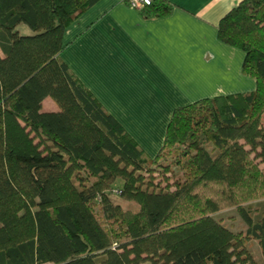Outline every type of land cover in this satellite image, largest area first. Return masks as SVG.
<instances>
[{"label": "trees", "instance_id": "obj_1", "mask_svg": "<svg viewBox=\"0 0 264 264\" xmlns=\"http://www.w3.org/2000/svg\"><path fill=\"white\" fill-rule=\"evenodd\" d=\"M98 1L0 0V264H259L248 242L264 256V0L217 24L256 88L176 106L155 155L61 56L66 28ZM48 95L58 110L43 109ZM229 207L246 227L215 216Z\"/></svg>", "mask_w": 264, "mask_h": 264}, {"label": "crops", "instance_id": "obj_2", "mask_svg": "<svg viewBox=\"0 0 264 264\" xmlns=\"http://www.w3.org/2000/svg\"><path fill=\"white\" fill-rule=\"evenodd\" d=\"M164 1L172 9L152 15L123 0H100L66 28L61 51L151 155L176 106L256 88L243 70L245 51L218 36L220 18L242 0ZM43 109L59 105L48 95Z\"/></svg>", "mask_w": 264, "mask_h": 264}, {"label": "rangeland", "instance_id": "obj_3", "mask_svg": "<svg viewBox=\"0 0 264 264\" xmlns=\"http://www.w3.org/2000/svg\"><path fill=\"white\" fill-rule=\"evenodd\" d=\"M18 29L21 33H33L34 30L30 27L29 24L25 22H21L18 25ZM122 180H119L121 183ZM115 196V199L120 202L123 207L137 208V203L134 201H129L121 198L120 196ZM261 209H264V199L257 200L254 202ZM215 216L220 218L223 222H225L228 226H230L233 230L237 231L244 227H246V221L244 220L241 212L237 207H229L219 211H216ZM248 246L253 252L254 257L258 260L259 264H264V256L261 250L259 243L255 239H251L248 242Z\"/></svg>", "mask_w": 264, "mask_h": 264}, {"label": "built area", "instance_id": "obj_4", "mask_svg": "<svg viewBox=\"0 0 264 264\" xmlns=\"http://www.w3.org/2000/svg\"><path fill=\"white\" fill-rule=\"evenodd\" d=\"M125 3L136 9H143L152 5L156 0H123Z\"/></svg>", "mask_w": 264, "mask_h": 264}]
</instances>
